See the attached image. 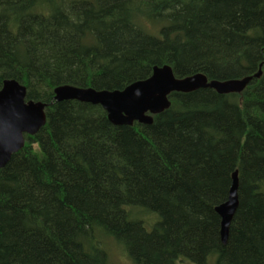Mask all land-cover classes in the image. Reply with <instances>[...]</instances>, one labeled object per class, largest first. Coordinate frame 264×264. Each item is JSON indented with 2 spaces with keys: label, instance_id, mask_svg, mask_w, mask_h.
Listing matches in <instances>:
<instances>
[{
  "label": "trees",
  "instance_id": "obj_1",
  "mask_svg": "<svg viewBox=\"0 0 264 264\" xmlns=\"http://www.w3.org/2000/svg\"><path fill=\"white\" fill-rule=\"evenodd\" d=\"M156 66L261 76L239 94L172 93L150 126L53 99L121 91ZM5 80L47 106L0 169V264H111V243L132 264H264V0H0ZM236 171L223 245L215 208Z\"/></svg>",
  "mask_w": 264,
  "mask_h": 264
},
{
  "label": "water",
  "instance_id": "obj_2",
  "mask_svg": "<svg viewBox=\"0 0 264 264\" xmlns=\"http://www.w3.org/2000/svg\"><path fill=\"white\" fill-rule=\"evenodd\" d=\"M208 81L203 74L177 79L169 66L153 67L150 77L136 81L118 91L95 90L61 86L54 90V101H77L99 106L113 126H132L134 123L152 125L153 116L170 107L172 93L188 94L199 89H212L220 95L239 94L253 78ZM26 88L14 80H5L0 89V169L11 156L24 146V136H34L46 123L45 108L41 102L26 101ZM238 208V173L231 176L228 199L215 208L220 218V240L227 243L229 226Z\"/></svg>",
  "mask_w": 264,
  "mask_h": 264
},
{
  "label": "rangeland",
  "instance_id": "obj_3",
  "mask_svg": "<svg viewBox=\"0 0 264 264\" xmlns=\"http://www.w3.org/2000/svg\"><path fill=\"white\" fill-rule=\"evenodd\" d=\"M147 218L151 219L153 223L149 224L147 226H152L154 224L155 221V216H148ZM143 220L146 221L145 218H143ZM150 220V221H151ZM149 221V222H150ZM108 247V253L110 254L109 256V262L111 264H132L130 262V260L128 259L126 253H124V251L120 248L117 247L116 245H114L113 243H111ZM183 264V263H182ZM184 264H191L190 262H185Z\"/></svg>",
  "mask_w": 264,
  "mask_h": 264
},
{
  "label": "bare ground",
  "instance_id": "obj_4",
  "mask_svg": "<svg viewBox=\"0 0 264 264\" xmlns=\"http://www.w3.org/2000/svg\"><path fill=\"white\" fill-rule=\"evenodd\" d=\"M44 104V103H43ZM45 106H47L46 104H44Z\"/></svg>",
  "mask_w": 264,
  "mask_h": 264
}]
</instances>
